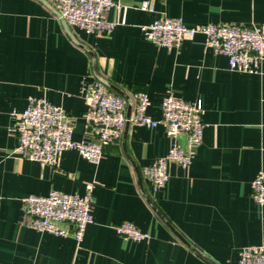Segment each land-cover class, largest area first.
<instances>
[{
    "label": "crops",
    "instance_id": "1",
    "mask_svg": "<svg viewBox=\"0 0 264 264\" xmlns=\"http://www.w3.org/2000/svg\"><path fill=\"white\" fill-rule=\"evenodd\" d=\"M118 1L106 15L114 30L95 36L68 26L46 0H0V264H236L242 248L264 244V205L254 202L250 188L264 170V61L258 74L231 71L201 35L164 48L139 30L164 17L188 27L264 26V0ZM141 2L152 10L138 9ZM98 78L129 97L146 93L154 120L167 91L201 103V145L187 168L168 165V180L156 193L142 169L168 150L162 127L128 123L96 165L74 150L43 167L15 153L9 128L29 98L61 107L74 141H95L82 87ZM89 184L93 222L79 245L72 236L28 228L25 195L82 196ZM121 222L150 240L119 237L114 226Z\"/></svg>",
    "mask_w": 264,
    "mask_h": 264
},
{
    "label": "built area",
    "instance_id": "2",
    "mask_svg": "<svg viewBox=\"0 0 264 264\" xmlns=\"http://www.w3.org/2000/svg\"><path fill=\"white\" fill-rule=\"evenodd\" d=\"M57 17L68 26L87 34L100 36L111 33L116 22L106 15L112 8L120 7L118 0H46ZM138 9L151 11L147 2ZM141 34L156 46L177 48L184 38L204 37L205 48L213 54L227 58L231 71L258 74L264 61V26L246 28L238 25L204 24L185 26L177 18H160L139 27ZM132 111L126 119V100L112 93L98 80L84 84L82 99L85 106L86 126L95 141L77 142L72 139V126L67 113L44 99L29 98L22 112L14 116L9 128L17 139L15 153L39 166H54L60 154L74 150L84 160L98 164L104 148L121 138L126 121L149 129L162 127L170 139L168 150L149 166L142 169L151 190L156 193L168 180V165L181 168L190 166L197 148L201 145L204 125L201 121L200 102H188L167 91L160 104V117L152 119L147 114L148 95L136 92L131 97ZM184 140L182 145L180 139ZM94 184L85 188L82 196L51 190L41 196L27 194L22 198V214L28 228L55 236H72L76 244L83 241L87 226L92 224L91 192ZM251 197L264 205V170H259L250 185ZM115 233L132 242H147L151 236L130 222L114 226ZM236 264H264V244L244 247Z\"/></svg>",
    "mask_w": 264,
    "mask_h": 264
},
{
    "label": "water",
    "instance_id": "3",
    "mask_svg": "<svg viewBox=\"0 0 264 264\" xmlns=\"http://www.w3.org/2000/svg\"><path fill=\"white\" fill-rule=\"evenodd\" d=\"M55 14H56V12H55ZM98 81H100L103 85H105L108 89H110V90H112V91H115L116 93H118L119 94V96H121V97H123L125 100H126V102H127V109H126V119H128L129 117H130V114H131V110H132V100H131V98L129 97V96H127L126 94H123V93H121L120 91H118L117 89H115L113 86H111L108 82H106L105 80H103V79H101V78H98L97 79ZM127 124H128V121H126L125 122V124H124V128H123V131H122V133H123V137H124V132H125V128H126V126H127ZM122 136V135H121ZM148 203H149V205H150V207L152 208V210H154L155 212H157L156 211V209L154 208V206L151 204V202H149L148 201ZM159 215V214H158ZM168 225V224H167ZM168 227H170V226H168ZM171 228V227H170ZM172 229V228H171ZM174 231V230H173ZM175 234H176V232H175ZM177 236H178V238L184 243V244H186L187 246H189L190 247V245L180 236V235H178V234H176ZM211 263H213V262H211Z\"/></svg>",
    "mask_w": 264,
    "mask_h": 264
}]
</instances>
